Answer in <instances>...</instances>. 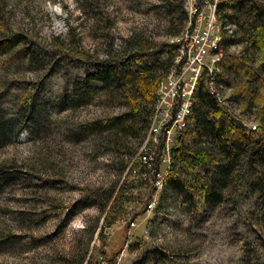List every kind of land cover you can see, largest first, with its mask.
Wrapping results in <instances>:
<instances>
[{
	"label": "rangeland",
	"instance_id": "rangeland-1",
	"mask_svg": "<svg viewBox=\"0 0 264 264\" xmlns=\"http://www.w3.org/2000/svg\"><path fill=\"white\" fill-rule=\"evenodd\" d=\"M5 1L0 20L6 21L7 30L22 34L29 44L38 43L40 48L53 36L74 32L95 62L105 56L104 38L112 37L118 43L136 31L148 30L167 46V52L176 55L155 94L149 127L131 141L135 154L127 159L100 148L93 137L76 140L80 126L122 114L124 106L111 107L105 94L95 95L78 109L59 111L55 106L75 84L95 75V67L77 70L61 64V71L50 73V62L36 70L27 62L10 65L7 57L0 56V103L13 113L11 117L20 100L28 101L31 94L37 95V105L49 117L43 131H25L0 148V166L15 167L14 179L0 192V264H264L263 195L249 188L237 194L230 186L223 204L209 210L201 200L192 206L178 198L174 206L165 187L158 190L155 186L157 172H168L167 183L177 150L193 126L192 110L182 122L171 114L187 104L189 97L191 102V91L193 99L201 85L210 88L219 104L246 130L260 127L257 109L241 114L229 100L232 90L220 81L227 51L223 42L236 30L234 13L222 4L229 0H217L219 30L212 37L216 33L220 37V60L217 62V52L208 46L201 63L191 44V22L184 7L183 29L169 36L160 0H108L95 12L91 0ZM228 53L242 56L243 47L231 46ZM170 83L179 92L173 102L167 97L171 109L164 99ZM143 152H153L152 166L140 162ZM99 188L114 189L104 211L88 207L93 200L90 191ZM153 201L158 202L156 209L148 210ZM155 249L163 259L147 260Z\"/></svg>",
	"mask_w": 264,
	"mask_h": 264
},
{
	"label": "trees",
	"instance_id": "trees-1",
	"mask_svg": "<svg viewBox=\"0 0 264 264\" xmlns=\"http://www.w3.org/2000/svg\"><path fill=\"white\" fill-rule=\"evenodd\" d=\"M107 1L91 0L92 11ZM160 1L159 9L164 12L169 29L167 35L176 36L185 24L184 0ZM222 4L234 13L236 30L223 42L227 51L221 64L220 81L232 90L229 100L241 114H250L257 109L260 127L246 130L241 121L229 114L212 92L201 85L192 99L193 126L177 150L173 173L167 183L165 177L158 184L160 190L165 187V194L170 193L173 204L178 198L192 206L201 200L209 210L223 204L230 186L237 194L249 188L264 199V60L259 63L264 59V1L229 0ZM5 9L6 1L0 0V11ZM0 21V56L7 57L5 61L10 65L19 67L27 62L39 70L51 63L50 73L56 69L61 71V64L77 70L95 67V75L75 84L72 92L66 93L55 106L59 111L78 109L101 94L107 96L111 107L124 106L122 114L80 126L76 140L93 137L102 149L106 147L122 157L125 155L124 159L127 155L133 156L135 148L131 141L138 139L149 127L151 105L176 52H167V46L157 42L151 31L141 30L118 43L112 37L104 38L105 56L103 60L92 62L93 55L84 50L74 32L65 37L53 36L40 48L38 43L29 44L22 34H11L6 21ZM231 46L243 47L242 56L229 54ZM215 51L221 53L220 43ZM135 63L138 66L131 67ZM94 81L101 86L92 85ZM31 95L26 102L20 100L14 118L11 117L13 113L0 103V148L12 144L25 131L37 133L49 125V117L43 115L42 108L37 105V95ZM141 155L145 152L139 158ZM13 168V164L0 166V192L14 179ZM113 193L114 189L90 191L93 200L88 207L98 206L104 211ZM164 202L165 198L162 204ZM158 252L159 249L150 252L152 258L147 260L163 259Z\"/></svg>",
	"mask_w": 264,
	"mask_h": 264
},
{
	"label": "built area",
	"instance_id": "built-area-1",
	"mask_svg": "<svg viewBox=\"0 0 264 264\" xmlns=\"http://www.w3.org/2000/svg\"><path fill=\"white\" fill-rule=\"evenodd\" d=\"M207 4L208 0H190V6L189 10L193 12V29H191V44L196 48L197 54H196V60L198 63H201L204 58L207 56L206 51V44H211L212 41V32H208V21H207ZM217 52V51H216ZM220 56V53H217V57ZM167 88V93L164 94L165 101L168 102V106L171 109L172 103L170 100L167 99V97L171 98L172 102L175 100V98L178 97V89L176 86ZM209 92H211L210 88L208 89ZM185 104L180 106L174 114H171V117L174 115V119L176 122H182L185 119ZM173 113V111H172ZM254 130H256L257 126L252 127ZM153 152H145V155H141L140 162L145 165H153L154 162V156ZM162 173L157 172L156 174V183L155 186L158 189V183H159V176H161ZM148 210L154 209V201L150 202V204L147 206ZM136 225L135 220L133 219V222L131 223V226L134 227Z\"/></svg>",
	"mask_w": 264,
	"mask_h": 264
},
{
	"label": "bare ground",
	"instance_id": "bare-ground-1",
	"mask_svg": "<svg viewBox=\"0 0 264 264\" xmlns=\"http://www.w3.org/2000/svg\"><path fill=\"white\" fill-rule=\"evenodd\" d=\"M217 2H219V1H217V0H215V2L213 3V4H209L210 3V1H208V4H207V8H209V10H210V12H207V21H208V23H210V24H208V32H212V35H213V31H215V29L217 28V30H219V24H218V22H217V16H216V6H217ZM212 3V2H211ZM189 6H190V0H184V7H185V10H186V13H187V16H188V18L190 19V22H191V29H193V12H191V10H189ZM221 28V27H220ZM191 29H190V31L189 32H191ZM219 43H220V37L217 35V33H216V38L215 39H213V37H212V41H211V44H206V51L208 52V46H210V47H212L213 48V50H218V45H219ZM209 47V48H210ZM183 53V52H182ZM181 55V54H180ZM182 59V58H181ZM215 59V58H214ZM216 60V59H215ZM219 58L217 57V62H219ZM216 63V62H215ZM214 67V66H213ZM179 68V67H178ZM212 70H214V69H212ZM178 71V70H177ZM172 78V77H171ZM200 79V78H199ZM172 80V79H171ZM199 82V81H198ZM196 83V82H195ZM194 87V86H193ZM165 93V91L163 92V94ZM188 100V103L187 104H185V107H186V109H185V119L187 118V117H190L191 116V107H192V91H191V102H189L190 101V97L187 99ZM160 105V104H159ZM162 110V109H161ZM154 131V130H153ZM153 141V140H152ZM150 142V141H149ZM170 169V168H169ZM166 174H168V172L166 173ZM166 174L165 175H161V176H159V183L158 184H160L162 181H163V179L166 177ZM160 186V185H159ZM160 188V187H159ZM158 188V190H160ZM158 198V197H157ZM157 201L155 202L154 201V208L156 207V205H157ZM152 210H154V209H152Z\"/></svg>",
	"mask_w": 264,
	"mask_h": 264
}]
</instances>
